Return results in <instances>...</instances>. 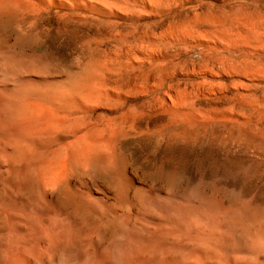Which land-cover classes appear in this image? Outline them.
<instances>
[{"label":"rangeland","instance_id":"1","mask_svg":"<svg viewBox=\"0 0 264 264\" xmlns=\"http://www.w3.org/2000/svg\"><path fill=\"white\" fill-rule=\"evenodd\" d=\"M158 1L159 9L149 12L129 0H107L115 9L113 13L85 12L86 20H77L64 35L51 33L47 45L36 50H48L52 62L62 69L61 73L50 74L57 78L59 86L75 89L89 85L100 87V91L106 88L114 98L100 96L97 100L102 106L123 103L124 109L128 107L112 114L98 110L93 122L99 129L104 122L105 128L109 123L100 145L114 148V155L125 163V169L137 174L134 176L137 183L147 184L150 191H167L166 195L171 193L169 196L178 203L183 199L181 204L194 209V213L202 208L199 211H204L201 212L203 235L199 238L188 235L195 241L192 245L191 239L174 235L170 241L174 245L173 254L180 250L178 254H185L189 263L198 256L193 264H264V0ZM98 5L93 3L94 8ZM117 8L118 11L122 8L124 14L122 10L117 13ZM13 21L10 20L11 24H16ZM48 23L51 26L53 20ZM167 30L172 31V38L162 37ZM137 47L146 48L145 52L158 49V54L135 57L129 51ZM163 103L172 106L171 112L158 107ZM98 115L103 119H96ZM94 163L106 162L101 159ZM32 183L31 180L25 183L26 193L32 192ZM194 204L197 205L193 207ZM216 213L220 216H215ZM211 226L218 237L216 234L210 237ZM178 242H182L181 246Z\"/></svg>","mask_w":264,"mask_h":264},{"label":"bare ground","instance_id":"2","mask_svg":"<svg viewBox=\"0 0 264 264\" xmlns=\"http://www.w3.org/2000/svg\"><path fill=\"white\" fill-rule=\"evenodd\" d=\"M106 1L0 0V264H193L198 259L196 255L195 261L189 263L185 254V257L178 254L180 250L177 252L176 247V254H173L174 245L172 246L170 241L173 240L174 235L187 238L191 234H194V237L197 235L198 238L200 234L203 235L201 233L203 210L199 211L201 207L196 210L197 212L195 211L196 213L199 211L200 214H196L194 209L190 210L181 204L183 199L178 203L177 199L176 201L169 196L171 193L166 195L167 191L165 193L152 191L154 189L150 191L147 184L136 182L137 174L134 175L125 169L123 165L125 163L117 158L119 156L114 155V148L108 146L103 148L100 145V141L104 139L103 132L109 128V123H106L105 128L103 121V124L100 123L103 128H97L93 122L95 112L102 110L112 114L117 113L119 109L128 110V107L124 109L123 103L102 106L97 100L100 96L114 98L106 88L100 91L98 90L100 87L93 88L89 85L82 88L78 86L75 89L59 86L58 80L56 82L57 78L51 75L58 74L59 71L61 73L62 69L52 62L48 50L43 52L36 50L40 45H47L51 33L64 35L77 20H86L87 17L83 15L85 12L95 10L101 15L113 13L115 9L113 10L111 5L109 6L111 3ZM129 1L149 12L156 11L160 7L158 0ZM94 2L99 4L97 8L93 7ZM106 3L109 7H106ZM118 9H116L117 13L122 10V8L119 11ZM121 14H124L123 10ZM50 19L53 20L51 26L48 23ZM10 20H14L13 23L16 24L12 25ZM184 30L187 29L184 27ZM171 33L172 31L167 30L161 35L167 39ZM141 49L134 48L129 53L135 57L158 54V49L157 52H145L146 48H143L144 51ZM244 62L246 63V60ZM187 93L186 95L189 96V92ZM116 99L120 100L121 97L117 96ZM158 107L167 111L172 106L163 103ZM184 112L186 114V111ZM102 117L98 115L96 119H103ZM105 121L110 122L108 119ZM110 129L114 130L113 127ZM101 159L105 160L104 165L94 163ZM109 169L111 176L108 175ZM27 180L33 182L30 194L26 193L24 188ZM29 189L30 187L27 190ZM195 205L197 204L193 207ZM206 207L209 209L208 206ZM215 216L219 217L220 214L216 213ZM215 234V228L212 227L210 237H216ZM216 235L218 237V233ZM194 242L192 241L191 245ZM199 243L203 245L201 241Z\"/></svg>","mask_w":264,"mask_h":264}]
</instances>
